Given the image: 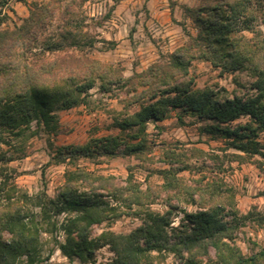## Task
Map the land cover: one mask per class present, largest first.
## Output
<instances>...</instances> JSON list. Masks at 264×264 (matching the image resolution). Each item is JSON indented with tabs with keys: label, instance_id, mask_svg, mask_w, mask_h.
Wrapping results in <instances>:
<instances>
[{
	"label": "trees",
	"instance_id": "1",
	"mask_svg": "<svg viewBox=\"0 0 264 264\" xmlns=\"http://www.w3.org/2000/svg\"><path fill=\"white\" fill-rule=\"evenodd\" d=\"M196 1L192 7L184 6L196 34H187L183 45L128 77L111 65L70 52L92 47L94 39L69 17V7L62 9L53 1L36 6L21 25L0 31V130L20 137L34 124L54 133L58 111L84 105L95 87L102 94L118 88L125 92L126 107L138 109L114 118L113 126L131 132L133 142L117 135L60 147L57 164L65 159L139 158L147 150V124L164 120L172 110L211 121L200 133L226 140L243 156H264L256 141L264 132V0ZM54 21L60 22L57 40L41 49L40 39ZM195 61L207 62L221 73L246 72L251 93L196 88L190 74ZM240 118L248 120L231 126ZM243 156L234 155V160ZM165 158L170 168L162 173L163 183L144 188L130 175L122 181L94 177L81 168L65 173L56 198L29 196L14 187L5 191L1 181L0 264H41L42 226H55L51 220L61 214L69 217L62 224L64 242L58 248L68 259L84 262L109 246L113 253L109 264H149L152 252L173 254L179 264H264L263 248L245 256L235 244L239 222L245 218L233 207L222 180L200 177L186 183L178 173L187 165L173 167L179 163L173 160V151ZM159 201L168 207L163 213L150 209ZM172 201L198 210L184 213L181 229L169 233ZM125 214L140 216L141 225L128 234L106 231L90 238L94 226Z\"/></svg>",
	"mask_w": 264,
	"mask_h": 264
},
{
	"label": "rangeland",
	"instance_id": "2",
	"mask_svg": "<svg viewBox=\"0 0 264 264\" xmlns=\"http://www.w3.org/2000/svg\"><path fill=\"white\" fill-rule=\"evenodd\" d=\"M2 1L5 2L3 5ZM52 1L62 9L69 7L72 13L69 17L77 19L80 29L94 39L92 47L72 48L70 52L111 65L121 70L125 77L135 71L146 70L183 45L188 39L187 34H196L192 20L184 12V6L192 7L196 0H26L24 3L0 0V31L21 25L36 6ZM59 25V21H54L47 27L40 39L41 49L57 40ZM118 45L121 46L116 47ZM190 74L195 87L199 89L211 87L215 91L225 90L228 93H251L249 86L252 80L246 72L221 73L207 62L195 61L190 67ZM137 109L138 105L126 107L123 89L116 88L111 94H102L95 87L89 91L85 104L78 106L75 112L61 110L56 113L58 128L54 133L42 127L36 128L34 124L29 132L20 137L0 130V182L5 184V191L14 187L29 196L45 194L56 198L64 184L65 173L76 168L84 169L94 177L114 176L122 181L130 175L141 188L161 185L164 181L163 171L170 168L165 155L173 151L176 156L173 160L179 162L173 167H178L180 163L188 167L178 173L182 181L189 183L200 177H206L209 181L222 180L233 207L240 217L245 218L239 222L235 239L242 254L249 256L259 248L264 249V156H243L229 147L226 140L201 134L200 129L211 124V121L198 120L179 110H172L167 118L175 119L166 126H160L157 130L147 126V150L139 158H79L56 163L59 159L56 153L60 147L83 145L90 139L117 135L126 142H133L131 132H120L113 126V119ZM179 115L181 120L178 119ZM247 120L240 118L231 126L244 124ZM256 141L264 155V132L258 134ZM194 149L202 153L197 154ZM234 155L243 157L238 162L234 160ZM171 205L174 208L167 229L169 233L181 229L184 213L198 210L195 205L176 201H172ZM150 209L163 213L168 207L159 201L152 204ZM34 211L38 212V209ZM68 217L61 214L52 218L55 226H42L41 264H109L113 259L109 246L97 249L92 259L84 262L68 259L61 254L58 248L64 242L61 227ZM140 225V216L125 214L115 221L94 226L90 238L94 239L106 231L128 234ZM149 264H179V261L173 254L152 252Z\"/></svg>",
	"mask_w": 264,
	"mask_h": 264
},
{
	"label": "crops",
	"instance_id": "3",
	"mask_svg": "<svg viewBox=\"0 0 264 264\" xmlns=\"http://www.w3.org/2000/svg\"><path fill=\"white\" fill-rule=\"evenodd\" d=\"M167 11H169V8H167L166 9ZM164 22H165V20H164ZM121 45H118V46H116V47H120ZM136 72V71H135ZM76 108L77 107H75V108H72V109H69V111L70 110H74V112H75V110H76ZM82 108H84V107H82ZM81 108H79L78 110H80ZM68 111V110H67ZM173 116H175V114H173ZM180 116V115H179ZM76 119V118H75ZM74 119V120H75ZM173 119H175V117L174 118H165L164 120H162V121H159V122H151V123H148L147 124V126H149L150 127V129H153V130H157V128L158 127H162V126H166L167 124H169V122H171ZM149 129V130H150ZM149 132V131H148Z\"/></svg>",
	"mask_w": 264,
	"mask_h": 264
}]
</instances>
